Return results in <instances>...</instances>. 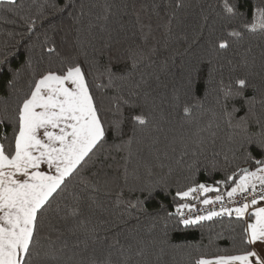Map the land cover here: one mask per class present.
Segmentation results:
<instances>
[{"label": "trees", "instance_id": "16d2710c", "mask_svg": "<svg viewBox=\"0 0 264 264\" xmlns=\"http://www.w3.org/2000/svg\"><path fill=\"white\" fill-rule=\"evenodd\" d=\"M66 2L17 0L11 11L0 6V60L6 58L0 66V116L5 110L12 114L41 73L60 72L62 61L75 58L108 128L106 142L83 167L87 187L79 177L70 185V191L81 194L80 215L64 220L54 211L46 214L59 232H50L45 220L40 244L56 256L41 251L33 264H88L92 257H110L114 264H195L200 257L251 251L244 243L243 220L223 216L177 227L175 209L197 198L193 193L180 200L177 191L204 183L226 193L230 188L216 181L244 168L255 170L248 153L261 156L247 141L264 126V30L245 26L264 0H229L236 5L235 15L224 11V0H75L74 8L62 11ZM233 30L241 35L230 36ZM143 33L149 34L146 41ZM105 40L121 50L142 44L143 59L127 79L97 88L108 83L103 73L110 57L114 72L130 67L126 54L121 59L115 50L100 51ZM221 41L229 47L219 49ZM239 79L247 82L245 89L238 88ZM221 81L232 85V97L225 98ZM141 113L147 124L134 125L131 116ZM115 120L122 121L119 134L112 130ZM7 131L10 135L11 125ZM146 185L157 186L151 198L140 192ZM93 187L98 190L92 192ZM137 198L142 207H130ZM58 203L64 215L72 199L65 193Z\"/></svg>", "mask_w": 264, "mask_h": 264}, {"label": "snow or ice", "instance_id": "6c2138e0", "mask_svg": "<svg viewBox=\"0 0 264 264\" xmlns=\"http://www.w3.org/2000/svg\"><path fill=\"white\" fill-rule=\"evenodd\" d=\"M0 6H5L11 11L17 6V0H0ZM223 9L227 14H236V5L224 0ZM75 7V0H67L63 10ZM107 17H104L106 19ZM35 26V20L29 25V32ZM250 31L257 28L264 30V7L254 9L253 21L245 26ZM148 33L142 34L146 41ZM229 35L239 37L238 31H231ZM121 41H116L120 44ZM219 49L229 47L226 41H221ZM115 50L121 59L127 55L130 67L121 73H116L109 66L103 75L107 77V84L99 83L97 88L114 87L117 80H125L128 75L136 70L143 59L142 44L129 45L126 49L114 48L111 40H105L100 51L111 53ZM49 53L55 52L52 47L47 48ZM87 59V57H86ZM6 63V58L0 60V66ZM64 64L60 72L47 71L41 73L29 86V91L18 101L12 114L7 110L0 116V264H33V257L43 251L45 256L55 259L56 252L51 247L43 250L40 244L39 233L48 221L50 232H59L56 224L47 217V213L55 212L60 219L71 217L75 220L79 215L81 194L70 191V185L78 177L80 183L87 187L88 182L81 173L83 167L92 160L100 147L106 142L108 128L100 115L95 96L88 83L83 66L75 58L62 61ZM96 64L95 58L91 61ZM2 71V68H0ZM19 73L14 74V79L9 81V87L15 85ZM239 89L248 85L244 79L236 81ZM221 91L225 98L233 96L232 85H224L221 81ZM236 96L241 95L237 91ZM122 99V98H121ZM129 107L128 100H123ZM185 114L190 113V106L185 105ZM235 111V109L233 110ZM231 120L232 114L229 113ZM134 125H146L147 118L141 114L131 116ZM122 121L112 122V130L119 134ZM259 123V122H258ZM11 125V134L7 126ZM257 138L249 137L247 143L255 144L261 151V156L255 158L248 153V160L254 161L255 170L248 168L240 173L227 175L224 181H216L217 185L224 184L229 204L234 207H224V194L219 187L204 183L189 187L186 191H177L176 197L186 200L193 193L201 195L208 192H217L215 200L205 198L203 205L220 203V211L209 210L207 215H197L194 218L185 216L184 208L188 204L177 207V227L187 228L198 224L200 221L211 220L213 217L235 214L237 220H243L247 227L244 229V243L255 245L264 243V206H257L264 202V126L256 134ZM126 144L132 143L130 137ZM120 150L121 146H116ZM45 167L47 171H45ZM198 167V165H197ZM236 177V178H234ZM234 184V186H231ZM156 185H146L140 189L151 198L156 192ZM98 189L93 187L92 192ZM83 192V189H81ZM67 193L72 199L71 204H65L66 213L61 215L62 209L58 198ZM239 194L240 200L235 197ZM89 199L95 202L94 197ZM242 201V202H241ZM119 203V200L117 201ZM53 204H56L53 209ZM143 201L137 198L135 203L130 202V207H142ZM191 211V208H190ZM171 215V214H170ZM81 226L83 221H80ZM88 264H114L110 257L98 260L89 258ZM122 264H127L123 261ZM195 264H264V257L255 251H244L239 255L218 256L214 259L197 258Z\"/></svg>", "mask_w": 264, "mask_h": 264}, {"label": "built area", "instance_id": "2783aa9c", "mask_svg": "<svg viewBox=\"0 0 264 264\" xmlns=\"http://www.w3.org/2000/svg\"><path fill=\"white\" fill-rule=\"evenodd\" d=\"M194 194H195V196L197 198L191 203H185V204H188L190 207L189 208H184L182 210L185 216H191V217L194 218L197 215H207L209 210L220 211V209L222 207V205L220 203H213V204H209V205H203L202 204V200L203 199L208 198V199L215 200L216 196H213V197L205 196L206 193L201 195L199 192H196ZM223 194H224V203H223L224 207H234V206H236L234 204H229L228 203V198L226 196V193H223ZM235 199L236 200H240L239 194L235 197ZM257 206L258 207L259 206H264V202H262L261 204H259ZM190 208H191V211H190ZM175 215L178 218L177 208L175 209ZM224 216H228V215H224ZM232 216H235V214H233ZM218 217H223V216L213 217L212 219H215V218H218ZM206 221H209V220L200 221L199 223L206 222Z\"/></svg>", "mask_w": 264, "mask_h": 264}, {"label": "crops", "instance_id": "0c3cea01", "mask_svg": "<svg viewBox=\"0 0 264 264\" xmlns=\"http://www.w3.org/2000/svg\"><path fill=\"white\" fill-rule=\"evenodd\" d=\"M45 171H47L46 167H45ZM250 246H251V250L257 251L260 254V256L264 257V243L257 242L255 245H250Z\"/></svg>", "mask_w": 264, "mask_h": 264}]
</instances>
